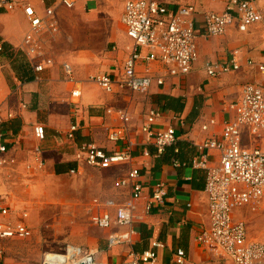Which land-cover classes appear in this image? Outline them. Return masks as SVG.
<instances>
[{"label": "crops", "instance_id": "1", "mask_svg": "<svg viewBox=\"0 0 264 264\" xmlns=\"http://www.w3.org/2000/svg\"><path fill=\"white\" fill-rule=\"evenodd\" d=\"M127 1L81 0L70 9L60 0H26L40 16H45L48 7H54L61 23V35L44 40L45 54L52 63L42 72L35 70L40 59L29 56L23 45L30 30L23 5L11 11L0 10L3 56L6 54L11 60L3 65L0 73V103L5 110V126L10 138L9 152L2 156L15 160L13 164L0 167V198L10 208V215L0 217V221L13 225L27 222L29 212L20 210L24 203L37 199L38 190L46 186L54 193L56 186L52 188L51 183L65 178L75 181L71 191L85 202L86 215L87 206L94 198L122 202L128 197L129 189L118 186L117 182L133 165L141 169L146 186L143 198L138 201L143 218L134 225L136 233L132 244L110 247L109 234L125 228L100 229L94 243L88 249L84 247L95 254L100 264H125L132 251H146L154 240L164 244L158 251L157 264H176L173 256L178 249L187 253L185 264H234L227 257L215 256L211 247L197 240L211 221L205 192L206 172L194 168L192 160L199 153L198 144L221 136L224 122L233 117L229 104L239 97L246 83H256L264 89V74L256 65L249 64L264 62V24H253L247 31H240L235 22L225 34L208 38L202 34L205 14L224 12L229 0H167L172 9L191 6L196 11L199 58L192 71L171 76L162 63H144L139 72L149 71L165 77V84L155 83L145 94L120 86L107 93L91 77L108 73L117 80L122 78L125 60L134 44L121 20ZM255 3L264 10V0H255ZM18 48L23 58L14 52ZM18 61L27 64V75L14 68L13 62L18 64ZM209 62H236L240 68L220 77H210L206 70ZM65 65L72 67L76 82L68 79ZM75 88L82 92L79 99L71 96ZM160 96L168 99L160 100ZM169 100L179 101L183 109H163ZM153 108L162 110V116L153 126L156 132L170 127L178 132L177 142L164 155L157 153L143 130ZM123 112L129 116L135 161L132 165L105 169L90 166L81 146L94 143L107 152L121 149L122 143L108 140V132L124 123ZM10 113L13 117L8 116ZM211 120L216 123L210 124ZM205 124H209L208 130H203ZM37 125L45 127L43 140L35 137ZM73 125H77L78 130L70 139L68 134ZM242 142L245 147L264 150V134L254 136L243 129ZM37 149L42 167L36 160ZM219 156L218 152L211 153L213 164H218ZM175 160L180 166L174 165ZM73 169L78 172L71 173ZM158 181L167 184L168 195L163 206L147 214L146 204ZM262 209L264 204L256 210L246 207L234 212L235 220L245 222L251 241L264 242V223L258 225V231H251L243 213ZM3 254V239H0V264H11Z\"/></svg>", "mask_w": 264, "mask_h": 264}, {"label": "built area", "instance_id": "2", "mask_svg": "<svg viewBox=\"0 0 264 264\" xmlns=\"http://www.w3.org/2000/svg\"><path fill=\"white\" fill-rule=\"evenodd\" d=\"M81 0H60L67 8H74ZM217 1V0H210ZM23 5L30 24V30L24 38V48L29 56L40 59L35 66L42 72L52 61L45 54V38H54L60 33L59 20L54 7L46 9L45 16H40L26 0H0V10L11 11ZM195 9L181 6L172 9L167 0H128L122 13V23L128 36L133 40V48L125 60L122 78L117 80L108 73L92 76V80L107 93H112L116 86L128 88L134 93L145 94L156 83L165 84V77L155 76L151 72L142 74L140 65L159 62L166 66L171 76L189 74L199 58L197 46V30L194 19ZM237 22L240 31L257 23L264 24V10L259 8L255 0H229L224 12L209 11L205 14L203 36L216 37L226 33L229 26ZM4 51V41L0 37V52ZM259 72L264 74V62L255 63ZM240 65L233 63L209 62L206 65L210 77H220L225 73L238 70ZM68 79L76 82L73 69L65 65ZM82 92L75 88L71 96L79 99ZM233 117L224 122L223 132L197 145L199 153L193 158L192 166L206 172L205 192L209 200L211 225L198 236L197 240L211 247L215 256L219 255L232 260L234 264H264V242L251 241L248 238L244 221L234 219V212L246 207L254 210L264 204V150L243 146L242 132L247 129L252 135L264 134V89L256 83H246L239 97L229 104ZM9 117H13L10 113ZM162 116V110L153 108L147 115V123L143 130L153 142L158 154H163L167 147L178 140V132L174 127L156 132L154 124ZM6 116L0 103V167L15 163L11 157L2 156L9 152V132L6 130ZM124 123L112 127L108 132V140L122 143L119 150L107 152L94 143L81 146L86 161L90 166L110 168L120 164H133L135 161L134 142L129 132V116L123 112ZM216 123L211 120L210 124ZM209 124L203 126L208 130ZM77 125L70 128L68 137L73 139ZM35 137L45 138V127H35ZM219 153L218 164H213L211 153ZM36 160L42 167L40 150L36 151ZM148 155V153L146 152ZM175 160L174 165L180 166ZM77 169L71 173H77ZM117 185L129 189L128 197L122 202L94 198L87 206L90 221L99 229L110 230L124 227L125 230L112 231L108 242L110 247L124 243L132 244L136 233L134 227L137 220L143 218L139 213L138 201L143 198L146 186L142 181L139 167H132L123 175ZM168 186L158 181L153 186L152 194L146 204V213L165 204ZM10 208L0 198V217H8ZM33 235L27 224L13 225L0 221V239H26ZM161 241L154 240L148 250L130 253L125 264H157L158 251L163 248ZM176 264H185L187 253L178 249L173 256ZM44 264H100L91 251L68 244L60 252H50L45 256Z\"/></svg>", "mask_w": 264, "mask_h": 264}, {"label": "rangeland", "instance_id": "3", "mask_svg": "<svg viewBox=\"0 0 264 264\" xmlns=\"http://www.w3.org/2000/svg\"><path fill=\"white\" fill-rule=\"evenodd\" d=\"M59 25L61 31L60 21ZM14 52L23 58L24 54L20 48ZM9 62V56H3L1 52L0 73L3 71V65ZM51 184L52 188L56 186L54 193L48 190L49 186L39 189L35 195L37 199L24 203L26 205L20 208L29 212L27 222L24 223L32 228V237L3 239V256L5 255L11 264H44L45 256L50 252H60L68 244L87 248L97 238L100 229L86 215L85 202L76 198L71 191L75 181L65 178ZM243 216L251 231H258V225L264 223V209L247 211Z\"/></svg>", "mask_w": 264, "mask_h": 264}, {"label": "trees", "instance_id": "4", "mask_svg": "<svg viewBox=\"0 0 264 264\" xmlns=\"http://www.w3.org/2000/svg\"><path fill=\"white\" fill-rule=\"evenodd\" d=\"M16 61V60H15ZM13 65H14V68L19 71V72H23V74H26V69H27V64L25 62H19L18 61V64L16 62H13ZM27 75V74H26ZM28 80L31 79V77L28 76L27 78ZM163 99H168V98H165L163 96H160V100H163ZM184 107L183 104H181L179 101H172V100H169L168 103L164 104L163 105V109H169V110H175V111H179V110H182ZM171 147V146H169ZM166 149V151L164 152V154L167 152L168 148ZM163 154V155H164Z\"/></svg>", "mask_w": 264, "mask_h": 264}]
</instances>
